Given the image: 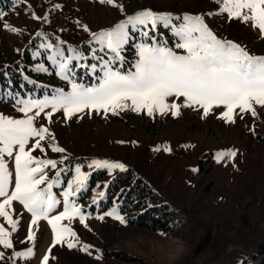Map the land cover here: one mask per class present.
<instances>
[{
  "label": "rangeland",
  "instance_id": "rangeland-1",
  "mask_svg": "<svg viewBox=\"0 0 264 264\" xmlns=\"http://www.w3.org/2000/svg\"><path fill=\"white\" fill-rule=\"evenodd\" d=\"M114 5L100 0H0V70L17 63L20 74L19 87L0 89V115L23 119L18 100H43L51 98L57 89L71 90L68 80L56 75L52 57L57 52L67 58L72 55L71 49L77 50L83 58L69 62L70 78L85 86L97 84L103 63L114 54L102 48L93 34L109 30L142 10L171 14V25L160 23L155 31L150 25L135 29L128 25L130 39L121 51L123 60L110 65L113 70L134 71L138 59L135 46L151 44V37L183 54L175 47L178 37L173 26L183 23L186 14L201 16L218 39L233 41L250 55L264 56V38L259 30L251 22L218 14L217 0H114ZM5 24L18 32L5 29ZM143 31L149 32L148 38L142 36ZM24 49L30 55L28 60L23 58ZM40 66L47 71H38ZM171 102L184 103L182 97L168 98ZM255 107V117L240 113L234 123L220 118L223 106L214 107L207 116L199 107L183 106L178 116L170 111L150 116L147 110L135 112L130 108L118 109L116 114L86 109L66 119L61 110L52 113L51 120L45 115L51 108H46L34 126L46 127L52 135L41 141L44 151L36 149L32 155L57 163V168L45 169L49 180L58 181L52 193L59 203L49 216L63 211L61 193L80 167L89 179L70 199L80 207L85 221L82 224L79 217L61 221L76 233L78 242L73 241V248L63 242L53 245V232L45 219L32 225L36 238L29 241L32 215L19 201H13L10 215L18 222L16 231L11 232V226L0 217V226L11 233L13 244L7 249L0 245L4 254L0 264H42L45 255L48 264H239L249 259L248 254L264 241V107ZM36 139L30 138L26 150ZM52 144L65 151L53 152ZM165 147L170 151H164ZM227 150L236 155L218 162L217 154ZM93 160L121 163L124 170L132 169L183 215L179 232L168 234L128 224L116 196L110 200L106 196L115 173L124 170L109 173L89 167ZM5 162L11 173L10 193L15 180L14 156L5 157ZM46 185L47 181L40 187ZM3 199L0 197V201ZM113 209L125 223L106 215ZM208 234L207 245L196 253ZM84 246H88L86 251L82 250ZM28 248H32L30 256L15 255Z\"/></svg>",
  "mask_w": 264,
  "mask_h": 264
},
{
  "label": "snow or ice",
  "instance_id": "snow-or-ice-1",
  "mask_svg": "<svg viewBox=\"0 0 264 264\" xmlns=\"http://www.w3.org/2000/svg\"><path fill=\"white\" fill-rule=\"evenodd\" d=\"M100 3L114 5V0H100ZM219 4L218 14L226 13L229 19H238L243 23L251 22L253 28L259 30L264 38V0H217ZM116 6V5H114ZM123 11L122 5L119 6ZM33 18L35 15H33ZM171 14H158L151 10H142L135 15L127 17V20L117 24L109 30H103L93 34L102 48H107L113 56L103 63L102 76L98 77V83L85 86L77 83L69 76L71 68L69 62L74 59H82L80 53L71 49L72 55L64 58L63 52H57L52 57L57 65L56 75L61 79L68 80L71 90L64 92L57 89L51 98L43 100H18L22 105L18 111L24 113L23 119H12L0 115V217H3L11 226V232H15L17 221L10 215L13 201H19L24 208L31 213L32 220L29 226L27 239L35 240L32 225H36L41 219L47 220L53 232V245L66 243L68 248L76 246V233L68 225L61 223L63 220L71 222L79 217L83 224L85 216L79 206L71 197H74L84 189L89 174L76 168L74 179L68 183L67 188L61 193L63 196V211L58 215L49 216L59 201L52 193L54 183L49 180L45 169L57 168V163L51 159H39L32 155L36 149L44 151L41 141L45 136H51L48 128L34 126L37 117L44 113L46 108L51 111L45 113L51 120L52 113L63 111L66 119H70L77 112L86 109L107 113L109 110L116 114L117 110L130 108L139 112L147 110L148 115L154 112L164 114L168 111L172 116L180 115V107H199L207 116L214 107L225 109L220 118L227 123H234V117L240 113L257 115L256 107H264V56L250 55L239 44L230 40L218 39L204 23L201 16H183V23L178 27L173 26L174 35L178 37L176 49L183 50L178 54L172 48L160 45L155 37H151L152 43H139L136 47V59L134 71L126 73L113 70L110 66L116 60H123L121 51L129 42L128 25L133 29L137 26L149 25L153 31L157 25H171ZM179 19V18H176ZM4 28L14 33L18 32L15 27L5 24ZM88 31L87 27H84ZM39 35V33H38ZM142 36L149 37L148 31H143ZM47 47L51 48V45ZM56 56L61 57L57 61ZM95 65L92 66L95 70ZM38 71H47L40 66ZM183 98V105L176 102L168 103V98ZM36 109L33 115L30 112ZM239 109V113L236 110ZM37 138L35 143L26 150L30 138ZM54 139V137H53ZM53 152H64L63 148L50 145ZM159 151V149H157ZM164 151H170L167 147ZM236 155L235 151L227 150L217 154L219 162L225 157L231 158ZM14 156L15 180L14 188L9 193V178L11 173L5 162V157ZM89 167L124 170L121 163L106 160H93ZM195 171V169H193ZM57 172L56 176L59 177ZM44 188L40 186L45 184ZM100 196L104 193L100 192ZM95 203V198L93 200ZM106 215L112 216L125 223L124 219L113 209ZM103 219V217H99ZM86 226V225H85ZM11 233L0 226V245L5 249L12 248ZM84 246L82 250H87ZM32 248L24 253H15L16 256H30ZM0 253V258H3ZM48 255L43 257L42 264H48Z\"/></svg>",
  "mask_w": 264,
  "mask_h": 264
},
{
  "label": "trees",
  "instance_id": "trees-1",
  "mask_svg": "<svg viewBox=\"0 0 264 264\" xmlns=\"http://www.w3.org/2000/svg\"><path fill=\"white\" fill-rule=\"evenodd\" d=\"M23 58L28 60L27 49L23 51ZM14 66V67H13ZM17 63L5 66L0 70V89L6 87L17 88L20 84ZM7 71V73H6ZM106 188V196L110 200L116 196L119 209L126 215L128 224L145 227L168 234H177L182 225L183 215L170 206L163 197L141 179L132 169L117 171ZM209 234L199 243L195 252H200L207 245ZM201 244V245H200ZM249 259L239 264H264V241L256 245L250 252Z\"/></svg>",
  "mask_w": 264,
  "mask_h": 264
}]
</instances>
